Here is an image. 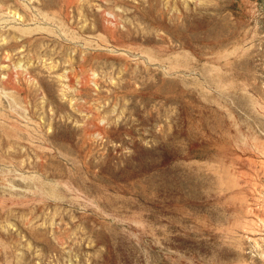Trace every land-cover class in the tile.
Instances as JSON below:
<instances>
[{"label": "rangeland", "instance_id": "374dc122", "mask_svg": "<svg viewBox=\"0 0 264 264\" xmlns=\"http://www.w3.org/2000/svg\"><path fill=\"white\" fill-rule=\"evenodd\" d=\"M0 264H264V0H0Z\"/></svg>", "mask_w": 264, "mask_h": 264}]
</instances>
